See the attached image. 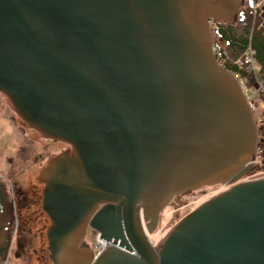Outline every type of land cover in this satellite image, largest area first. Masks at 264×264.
I'll use <instances>...</instances> for the list:
<instances>
[{
  "label": "water",
  "instance_id": "1",
  "mask_svg": "<svg viewBox=\"0 0 264 264\" xmlns=\"http://www.w3.org/2000/svg\"><path fill=\"white\" fill-rule=\"evenodd\" d=\"M240 6L0 0V92L27 124L75 148L45 193L50 204L62 182L81 178V190H60L45 209L53 264H264V178L210 200L157 246L159 214L173 196L235 182L257 154L254 112L213 54L211 22L232 24ZM68 28L77 54L85 38L100 50L114 93L47 48L49 30ZM98 192L114 197L115 224L80 247Z\"/></svg>",
  "mask_w": 264,
  "mask_h": 264
},
{
  "label": "rangeland",
  "instance_id": "2",
  "mask_svg": "<svg viewBox=\"0 0 264 264\" xmlns=\"http://www.w3.org/2000/svg\"><path fill=\"white\" fill-rule=\"evenodd\" d=\"M258 1L239 0L241 6L235 20L229 25L244 27L248 23L252 11V26H257V30H262L260 29L259 11L254 8ZM215 23V21L211 23L213 44L216 43ZM243 90L248 103L255 107L253 110L255 116L257 104L261 103L258 94L254 90ZM255 123L260 147L264 140V117L262 120L255 117ZM259 147L253 164L235 182L208 185L175 195L170 203L177 205L180 210L173 214V218L159 233L157 240L165 237L181 220L207 200H211L221 193L224 194L239 184L259 180V176L264 175V165L258 156ZM72 152L68 143L53 139L50 135L41 133L32 125L27 124L17 113L7 96L0 93V184L4 188L5 195L0 198V248L5 247L7 234L11 229L12 239L8 252H10L13 264H40L39 258H50L46 238L48 223L42 224L43 217L35 216L32 208L24 207V202L25 199L30 201L37 192H42L46 179L53 176L54 170L60 164H64L67 159H70L68 157ZM257 159L260 160L262 166L256 164ZM18 194L20 197L17 196ZM161 221L160 217L159 223ZM160 229L159 224L158 231ZM88 236L89 234L83 236L80 247ZM16 255L18 258L15 259ZM49 263L52 264L50 261Z\"/></svg>",
  "mask_w": 264,
  "mask_h": 264
},
{
  "label": "flooded vegetation",
  "instance_id": "3",
  "mask_svg": "<svg viewBox=\"0 0 264 264\" xmlns=\"http://www.w3.org/2000/svg\"><path fill=\"white\" fill-rule=\"evenodd\" d=\"M46 35L47 36H45V38H46L47 48L51 52L56 54L58 56V58H60V59L64 58L63 60L68 61L73 66L84 71L87 75H89L91 78L96 80L101 86H103L110 93H114L116 91V87L114 86L115 85L114 82H112V80L104 72V68L102 65V59L100 56V50L97 48H94V47L90 46L88 43H86V38L84 39V42H83V45L86 46V49H84L85 51L79 52V54H77L73 45L76 44L79 40L73 41V36H76V35H75L74 31L70 30V28L67 29L65 35H62V33L58 29H55L52 32H51V30H49L46 33ZM93 43H95L96 45L99 46L100 44H103L106 42L97 40ZM105 69L109 70L107 67ZM7 98L9 99L8 96H7ZM69 146H70L71 151H73L71 156L68 157V158H70V162H71L75 156V148L70 144H69ZM50 172H52V171H50ZM85 176H86V173L85 174L82 173L81 177H82L83 182H84ZM49 180H50L49 178L46 179L45 185H44L45 188L42 190L41 193L37 192L34 195V197L31 198L30 201L25 199V202H24V207L28 206V207L32 208L35 216L41 215L43 217V222H41L42 224H44L45 222L48 223L47 232L49 231V229H51L53 227L54 223H53V218L49 214H47L45 209L50 210L51 208H53L55 201H57V199L59 198L58 196L61 193L60 190L66 191V190L72 189L75 192L77 190H81V189H79V184H78L81 182V178L80 179L75 178V179L70 180V181L65 180V182L61 183L60 188L58 190H56V192H55L56 196L51 199V203L50 204L49 203L44 204L45 193H46L47 188L49 187ZM81 187H82V185L80 186V188ZM58 191H60V192H58ZM19 194H20V192H19ZM19 194L17 195L18 197H20ZM91 196L92 195L90 194V198H91ZM18 197H17V200L19 199ZM88 206H89V210L91 211V213L87 217V221H86V225H85V231H84L83 236L88 235V234L94 236L97 233L100 234V236H101L102 234L99 232V230L101 232H106L109 230L110 227H113V225L115 224L114 222H115L116 217H117V203H116L114 197H111L109 193H108V195H105L103 192H98V193L93 195V197L90 200V204H88L87 207ZM79 213L82 217V208H80ZM159 216H160V214H159ZM143 221L146 222L147 220L143 219ZM46 238H47V233H46ZM106 246H107V248L110 247L109 244H107ZM48 247H49V245H48ZM43 251H44V249H43ZM48 253H49V251H48ZM49 255H50V253H49ZM16 258H18L17 255H16L15 259ZM39 260L41 261L40 264H50L49 261L53 264V262L51 261V256L48 259L47 258H39Z\"/></svg>",
  "mask_w": 264,
  "mask_h": 264
},
{
  "label": "trees",
  "instance_id": "4",
  "mask_svg": "<svg viewBox=\"0 0 264 264\" xmlns=\"http://www.w3.org/2000/svg\"><path fill=\"white\" fill-rule=\"evenodd\" d=\"M250 15L251 17L244 27L240 25L230 26L229 24L215 23V47L221 53L227 51L232 57L240 56L249 46L255 50L256 60L261 68L258 80L254 75L248 74L245 69L233 70L232 72H237L240 80H246V88L248 90H254L255 93L258 94L260 102H264V91L260 88V85L264 87V31L257 30V26H252V11ZM255 117L256 119L264 117V109L260 107V103L257 104ZM258 156L264 165V140L260 144ZM4 196V188L0 184V198H3ZM6 239L5 247L0 248V256H2V258H4L8 253L9 243L12 239L11 229L8 231Z\"/></svg>",
  "mask_w": 264,
  "mask_h": 264
},
{
  "label": "built area",
  "instance_id": "5",
  "mask_svg": "<svg viewBox=\"0 0 264 264\" xmlns=\"http://www.w3.org/2000/svg\"><path fill=\"white\" fill-rule=\"evenodd\" d=\"M263 4H264V0H259L257 2V4L254 5L255 10L259 11ZM216 23H219V22H216ZM213 54H214V57H215L217 63L219 64V66L221 68H224L225 70H227L231 74H233L239 80V82L241 83V86L243 87V89L247 90L246 85H245L246 80H240L237 72L233 73L232 72L233 70L245 69L248 74L254 75L256 77V79L258 80L261 68H260V66H259V64H258V62L256 60V52L251 46H249L240 56L232 57V56H230V54L227 51H224L222 53L219 52L217 50V48L215 47V43H214L213 44ZM260 88H261V90L264 91V87H262V85H260ZM249 104H250L252 110H255L254 109L255 108L254 105L251 104V103H249ZM260 107L262 109H264V102L260 103ZM262 118L263 117H260L261 120H262ZM256 164H259V166H262V164H261L259 159L256 160ZM263 176L264 175L259 176V179L263 178ZM0 179H1V177H0ZM179 210H180L179 207L177 205H175L174 203H169L162 210V212L160 213V217H161L162 221L159 223V220H158V229H159V224L161 226V229H160V231H158V234L161 233L164 230L166 225L173 218V214H175ZM166 213H169L170 217H169V219H167L165 221ZM107 249L108 248H107L106 245L99 246L95 250L93 262L96 261ZM0 264H13L12 261H11V258H10V252H8L7 255L4 258H2V256H0Z\"/></svg>",
  "mask_w": 264,
  "mask_h": 264
},
{
  "label": "bare ground",
  "instance_id": "6",
  "mask_svg": "<svg viewBox=\"0 0 264 264\" xmlns=\"http://www.w3.org/2000/svg\"><path fill=\"white\" fill-rule=\"evenodd\" d=\"M264 178V177H263ZM252 182V181H251ZM244 184V183H243ZM239 185H241V184H239ZM231 190V189H230ZM229 191V190H228ZM227 191V192H228ZM226 193V192H225ZM223 193H221L220 195H222ZM220 195H217L216 197H218V196H220ZM216 197H214V198H216ZM213 198V199H214ZM212 200V199H211ZM210 200H207L205 203H203L202 205H200L199 207H197L194 211H196L198 208H200L201 206H203L204 204H206L207 202H209ZM169 212V211H168ZM169 217H170V214L169 213H166V215H165V221L167 220V219H169ZM172 231H169L168 233H167V235H169L170 233H171ZM166 235V236H167ZM162 239V238H161ZM157 246H160V239H158L157 240Z\"/></svg>",
  "mask_w": 264,
  "mask_h": 264
},
{
  "label": "crops",
  "instance_id": "7",
  "mask_svg": "<svg viewBox=\"0 0 264 264\" xmlns=\"http://www.w3.org/2000/svg\"><path fill=\"white\" fill-rule=\"evenodd\" d=\"M258 13H259V17L261 19L260 29L264 30V4L262 5V7H261V9L259 10Z\"/></svg>",
  "mask_w": 264,
  "mask_h": 264
}]
</instances>
